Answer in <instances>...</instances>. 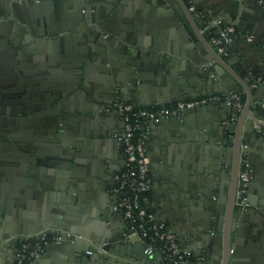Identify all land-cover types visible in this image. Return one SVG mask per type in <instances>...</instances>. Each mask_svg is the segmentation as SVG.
Returning <instances> with one entry per match:
<instances>
[{"label":"crops","instance_id":"obj_1","mask_svg":"<svg viewBox=\"0 0 264 264\" xmlns=\"http://www.w3.org/2000/svg\"><path fill=\"white\" fill-rule=\"evenodd\" d=\"M186 1L188 4L189 1L190 4L192 3V0ZM237 1L207 0L205 4L211 16L219 11L216 7V4L219 3L221 5L219 6L220 12L223 13L218 17L238 25L240 30L231 42L232 51L227 49L226 53L219 54L227 63L239 72H243V66H239L237 60L244 61L246 59L245 54L249 49L245 46H249L254 52L264 49V2L250 0L240 3ZM176 2L174 3L179 7V3ZM114 9L116 11L110 16V19H116L119 23L123 20L120 19V16H124L125 12L136 15L138 20L142 21L140 29L134 35V40L137 41L138 49L142 53V62L150 63L147 55H152L157 49H164L167 46L170 48L172 56L181 60L178 64L183 66L187 75L196 79L193 83H189V88L186 89L190 96L174 99L176 93L177 95L182 93L179 92L181 90L178 89L174 94V90L170 86L157 83L148 69L144 70L146 73L140 82L136 81V84L132 81V75L128 77L129 74H126L127 70L125 71L123 67L116 68L115 75L111 79L104 78L103 81L107 82V85L104 88L105 95L102 96L101 106L86 100L87 104L100 108L98 120H101V132H98L95 138L93 137V141L89 144L91 147L88 146L83 151L78 162L77 172L79 175H75L73 180L76 183H72L68 191L66 188L58 186L63 181L62 176L66 171V165L62 171V167L58 168L57 165H54L51 156L41 158L43 179L49 188L47 194L43 196L37 195L32 190L22 175L18 174V169L14 165L8 168L6 174H0V208L3 209L0 211V264H10L14 261L23 239L31 234L37 236L36 232L43 228H54L57 231L66 232L67 235L78 233L83 239L96 240L107 245H115V239L122 235L126 236L128 240H141L137 233H132L129 236V233L132 232L130 222L121 212L113 208L116 201L115 174L126 166L123 143L118 138V133L124 128V122L113 107L114 100L121 98L147 107H160L176 99L214 93L224 98V93L216 90L220 89L217 80L209 78L206 80L200 74L195 73L191 60L183 62L185 55L182 54V49L176 42L174 31L170 27V18L164 14L166 11H156L155 6L149 0H20L17 5H13L7 0H0V53L2 59L6 64L13 62L14 48L11 44L14 39L12 30L14 27L12 28V23L19 22V25H25L26 21H29L35 25L36 34L32 33L22 39V42L33 41L35 43V40L51 37L49 25H43L40 21L48 14L54 13L58 15V20L63 21L62 26L66 29L61 33H72L82 26L79 21L81 13L87 11L97 13L99 11L107 15ZM179 10L176 17L182 12L181 9ZM193 14L197 15V13ZM183 15L185 16V14ZM111 25L114 28H110ZM108 27L107 31H103L104 36L118 37L117 31L123 30L115 22H108ZM18 28L19 26L16 29ZM202 30L210 39L211 33L205 26L202 27ZM48 33L49 35H47ZM249 34H253V43L249 42L251 41L248 38ZM244 40L247 41V44ZM37 44L44 51L49 47L47 40L45 43ZM112 49L115 51L113 54L114 65L117 66L126 61L125 57L119 55L118 48L113 47ZM204 49L206 51V47ZM201 55L203 56L202 53ZM190 67L191 70H189ZM218 72L220 75H229L221 65L218 66ZM2 73L5 74L4 79L10 78L8 71L6 73L3 70ZM96 85L100 86L101 84L96 83ZM240 92H242L243 100L241 108L243 144L248 142L249 147L252 148L247 167L251 174V182H249L250 188L244 204L239 203L237 191L235 216L240 218L239 208L245 205L249 207L242 217L245 222L241 225L243 231L240 233V238L232 241L229 251L230 264H264V238L263 240L256 238L257 234L253 227L251 224L248 226L249 212L253 216L256 214L259 221L264 223V171L260 173L259 170L260 168L264 169V156L260 154L261 144H264V141L257 136L251 137L248 134L250 125L255 131L263 134L255 125L260 123L264 127V110H260L255 105L256 101L251 103L250 110H248L246 108L247 92L244 89ZM230 109L231 106L227 105L223 99L217 103L186 109L180 115L162 117L158 121L151 120L147 127L145 144L150 156L149 175L152 179V188L147 194L145 203L158 220L164 221L167 228L177 234L180 245L191 252L197 264H205L207 253L197 244L194 232L200 227L205 214L210 212L212 215L214 210H217L215 203L220 194L223 198L224 208L228 200L229 179L223 191L219 184L214 185V180L210 184H206L205 177L208 178V173L196 170L198 167L196 159L204 158L201 150L205 149L213 156H218L221 148L223 152L226 150L230 152L231 144L224 147L222 145L226 141H230L232 136L230 138L229 134L225 132L226 136L221 137L222 132L217 128L223 115H227V111ZM253 117H257L259 120L255 121ZM232 120L236 121L237 119ZM91 125L90 119L82 120L79 129L84 133L83 135L91 130ZM222 140L225 143L221 142ZM66 145L68 147L75 146L72 140H67ZM75 148L80 149V147ZM94 150L96 156H94L93 166L98 170H103L102 177L105 180V186L101 185L100 189L88 188L85 182L90 168L89 164H91L89 155ZM218 161L220 168L222 159ZM259 173L261 174L260 179ZM171 180L174 181L172 183L174 187H171L174 192L173 197L165 196V191L169 190L165 187ZM61 199L65 202L63 203ZM62 204H64V209L67 206L69 210H65L60 215L58 207ZM254 208L261 211L263 215ZM47 224L49 226H46ZM56 224L58 226L54 227ZM53 242L49 241L44 244L41 253L30 259L27 264H98L103 259L99 255L94 258L93 256L88 257L89 253L83 252L82 249L81 252L76 253L69 244L58 246L52 244ZM154 252L150 263L165 264L162 253L158 250Z\"/></svg>","mask_w":264,"mask_h":264},{"label":"water","instance_id":"obj_2","mask_svg":"<svg viewBox=\"0 0 264 264\" xmlns=\"http://www.w3.org/2000/svg\"><path fill=\"white\" fill-rule=\"evenodd\" d=\"M7 1L17 5L20 0ZM149 1L155 6L156 11L164 10L166 11L164 14L170 18V27L174 31L176 42L179 43L182 54L185 55L183 62L191 60L195 73L206 80L208 78L217 80L220 89L216 90L224 95L229 96L232 92L244 89L247 92L246 108L248 110L251 103L255 101L257 102L255 105L260 110H264L262 104L264 102V49L254 52L246 45L245 47L249 50L245 54V62L241 59L237 60L239 66H243V72H239L227 63L219 54L221 52H217L211 38L208 39L202 30L205 26L210 33L214 32L209 25L213 18L223 13L220 12L219 3L216 4L219 11L210 16V11L205 4L207 0H192L197 9L203 12V15L195 16L189 9L192 4L190 1L189 4L186 0ZM175 1L179 3L180 8L176 6ZM248 1L250 0L237 2ZM179 9L182 12L176 17ZM114 11L116 10H112L107 15L99 11L81 13L79 21L82 26L72 33H61L66 29L62 26L63 21L58 20V15L54 13L48 14L40 21L43 25H49L51 37L48 36L47 39L43 37L35 40V43L22 42L23 37L26 38L32 33L36 34L35 25L29 21H26L25 25H19V22L12 23V28L14 27L12 29L14 39L11 44L14 48L12 64H6L0 53V174H6L8 168L14 165L18 169V174L22 175L39 196L49 191L43 179L42 157L51 156L54 165L58 168L62 167V171L66 165V171L62 176L63 181L58 185L59 187L66 188L68 191L70 185L76 183L73 179L75 175H79L77 171L80 157L86 147H91L89 144L93 141V137L95 138L97 133L101 132V120H98L100 108L87 104L86 100L95 105L102 103V96L105 95L104 88L107 85L103 79H111L115 75L116 68L123 67L125 71L127 70L126 74H129L128 77L132 75V81L135 84L136 81L140 82L146 73L144 70L148 69L157 83L170 86L174 94L178 89L181 90L179 92L182 93H179L180 95L176 93L174 99L190 96L186 89L189 88V83H193L196 79L187 75L183 66L178 64L181 60L175 59L167 46L164 49H157L152 55H147L150 63L142 62V53L138 49L137 41L134 40V35L140 29L142 21H139L136 15L125 12L124 16H120L123 20L119 23L116 19H110ZM108 22H115L123 28L122 31H117L118 37L104 36L103 31L109 29ZM18 26L19 28L16 29ZM112 27L114 28L111 25L110 28ZM46 40L49 47L44 51L37 43H45ZM244 41L247 44V41ZM253 41L249 42L253 43ZM113 47L118 48L119 55L126 58V61L117 66L114 65ZM227 48L232 51L231 43H227ZM108 63L110 65H107ZM219 65L229 75H220ZM3 70L6 73L9 72L8 80L4 79ZM96 83H100L101 87ZM231 117L237 120L233 121ZM84 118L92 121L91 130L85 135L79 129ZM253 118L255 121L259 120L257 117ZM217 128L222 132L221 137L226 136L225 132L229 134V137L232 136L226 143L221 141L225 143L222 147L231 144V150L223 152L221 148L217 157L207 149L201 150L204 158L196 159V164L198 163L196 170L208 173V178L205 177L206 184L214 180V185L219 184L222 191L226 188L229 179L228 200L223 208V198L220 194L215 203L217 210L215 209L212 215L210 212L205 214L200 227L194 232V238L197 244L204 248V251L206 250L205 264H230L229 251L232 241L240 238V233L243 231L241 225L245 222L242 217L249 207L245 205L239 208L240 218L235 216L241 159L247 160L248 167L252 148L249 147L248 142L243 144L241 108L231 106L227 115H223ZM248 134L264 141V135L255 131L251 125ZM67 140L74 141L75 146L68 147ZM261 146L260 154L264 156V144L262 143ZM75 147H80L81 150ZM94 156H96L95 150L89 155L91 164H89L85 182L88 188L100 189L101 185L105 186V180L102 177L103 170L93 166ZM220 159H222V165L219 168L218 160ZM259 170L260 173L264 171L263 168ZM172 183H174L173 180L166 184L167 186L165 185V189H169L168 192L165 191V196L173 197ZM206 190H209L208 187ZM1 210L3 211L2 208ZM65 210L68 211L69 207L66 206L64 209V204L59 205L60 215ZM256 211L263 215L261 211ZM255 215H250L249 212L248 226L251 224L257 234L256 238L263 240L264 223L260 222ZM239 227H241L240 230ZM191 234L194 235L192 232ZM52 244L58 246L69 244L76 253L81 252V249L83 252L87 251L88 257L94 258L99 255L103 259L98 264L100 262L101 264H151L153 253H155V250L149 249L147 241L142 239L132 241L123 235L115 239V245L83 238L73 240L67 234Z\"/></svg>","mask_w":264,"mask_h":264},{"label":"built area","instance_id":"obj_3","mask_svg":"<svg viewBox=\"0 0 264 264\" xmlns=\"http://www.w3.org/2000/svg\"><path fill=\"white\" fill-rule=\"evenodd\" d=\"M190 9L197 15H203L202 10L197 9L195 3L190 5ZM209 26L211 30H214L210 37L216 49L221 53H226L227 43H231L239 32L238 25L232 21L228 22L222 17H215ZM248 38L252 40L253 34H249ZM223 99L229 106L243 107L242 92L240 91L232 92L229 96L224 95V98L216 93L180 98L171 105L160 107H147L121 98H117L113 102L114 109L124 122V128L119 138L123 143L126 155L125 168L115 174L116 201L113 208L121 212L130 222L132 232L129 233V236L132 233H137L140 239L148 242L150 250H158L162 253L165 264H197V261L188 249L180 245L177 234L167 228L164 221L158 220L145 203L147 194L152 188V179L149 175L150 156L145 144L149 121L180 115L186 109L217 103ZM262 104L264 106V102ZM255 126L264 134V127L260 123ZM242 163L238 187L240 204L246 202L250 181L245 158ZM66 234V232L57 231L54 228H43L36 232L37 236L27 235L21 243L16 258L10 264H27L30 259L41 253L44 244L49 241L61 240ZM68 236L73 240L82 237L78 233Z\"/></svg>","mask_w":264,"mask_h":264},{"label":"flooded vegetation","instance_id":"obj_4","mask_svg":"<svg viewBox=\"0 0 264 264\" xmlns=\"http://www.w3.org/2000/svg\"><path fill=\"white\" fill-rule=\"evenodd\" d=\"M194 13H195V11H193ZM123 131V130H122ZM122 131H120V133L122 132ZM120 133H118V138H119V135H120ZM119 141H121L120 140V138H119ZM122 142V141H121ZM242 159H241V170H242ZM247 167V166H246ZM248 169V168H247ZM241 170H240V172H241ZM249 170V169H248ZM250 173V172H249ZM250 180H251V174H250ZM239 182H240V174H239ZM250 182V181H249ZM238 187H239V185H238ZM248 190H249V186H248ZM247 195H248V193H247Z\"/></svg>","mask_w":264,"mask_h":264},{"label":"trees","instance_id":"obj_5","mask_svg":"<svg viewBox=\"0 0 264 264\" xmlns=\"http://www.w3.org/2000/svg\"><path fill=\"white\" fill-rule=\"evenodd\" d=\"M240 29H239V27H238V31H239ZM174 103V101H172L171 103H167L166 105H171V104H173Z\"/></svg>","mask_w":264,"mask_h":264}]
</instances>
